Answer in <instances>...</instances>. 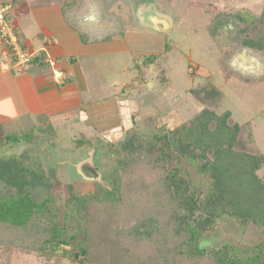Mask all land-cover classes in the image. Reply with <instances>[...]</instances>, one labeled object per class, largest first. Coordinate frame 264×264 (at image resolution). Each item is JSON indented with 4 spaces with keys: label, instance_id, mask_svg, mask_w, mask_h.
<instances>
[{
    "label": "rangeland",
    "instance_id": "obj_1",
    "mask_svg": "<svg viewBox=\"0 0 264 264\" xmlns=\"http://www.w3.org/2000/svg\"><path fill=\"white\" fill-rule=\"evenodd\" d=\"M0 3L11 4L8 20L16 26L17 38L23 40L30 57L43 60L44 55L52 67L53 73L44 75L55 83L57 69L65 76L73 74L78 84L73 95L82 99L80 103L52 101L51 115L25 112L5 121L2 128L9 133L21 124L39 126L37 116H48L53 133L36 128L37 143L12 150L42 160L60 204L69 196V185L81 192L93 190L96 181L108 186L102 174L115 160L109 154L110 144H120L128 131L151 136L165 129L180 131L204 108L218 114L230 111L229 123L242 126L237 148L264 157V50L245 45V21L240 18L259 16L264 0ZM155 15L164 19L163 28L156 27L160 19ZM6 45L0 32V70L9 72L12 55ZM152 54L153 62L147 65ZM27 74L35 76V72ZM114 98L120 99L122 109L108 110L113 118L90 117L88 103ZM17 120L19 125L14 123ZM85 142H92L91 147H84ZM83 163L97 168L100 178L84 176L78 169ZM258 172L264 178V163ZM220 242L219 235L206 233L199 247L212 248ZM72 262L69 258L61 263L46 261L36 252L17 249L10 259V264Z\"/></svg>",
    "mask_w": 264,
    "mask_h": 264
},
{
    "label": "trees",
    "instance_id": "obj_2",
    "mask_svg": "<svg viewBox=\"0 0 264 264\" xmlns=\"http://www.w3.org/2000/svg\"><path fill=\"white\" fill-rule=\"evenodd\" d=\"M240 18L245 45L264 50V10ZM42 57H30L24 71L53 73ZM230 117L204 108L180 131H128L110 144L108 186L69 185L62 204L42 160L12 150L37 143V129L53 133L48 116L9 133L0 123V264L16 249L72 264H264V157L237 148L242 126ZM206 233L221 242L199 247Z\"/></svg>",
    "mask_w": 264,
    "mask_h": 264
},
{
    "label": "crops",
    "instance_id": "obj_3",
    "mask_svg": "<svg viewBox=\"0 0 264 264\" xmlns=\"http://www.w3.org/2000/svg\"><path fill=\"white\" fill-rule=\"evenodd\" d=\"M67 74L62 86L59 85L61 83L56 80L54 83L45 75L33 76L17 71L15 68L9 72L0 70V123L11 120L12 117L18 119L25 112L45 111L51 115L48 106L52 105V101L54 103H72L73 101L80 103L82 99L73 95L74 89L78 90L75 77L73 74ZM67 93H72V95ZM119 100V98H114L105 99L100 103H88L90 117L94 120L99 119V121L113 118L108 110L118 106L122 109ZM124 120L126 121L127 118Z\"/></svg>",
    "mask_w": 264,
    "mask_h": 264
},
{
    "label": "built area",
    "instance_id": "obj_4",
    "mask_svg": "<svg viewBox=\"0 0 264 264\" xmlns=\"http://www.w3.org/2000/svg\"><path fill=\"white\" fill-rule=\"evenodd\" d=\"M11 8V4L0 3V32L4 41L11 45L13 52H11V68L23 69L24 64L28 63L31 54L22 47L20 44L17 35L13 29V26L9 23L5 12ZM22 65V66H21ZM55 80L57 82H63L65 79V73L59 72L57 69H54Z\"/></svg>",
    "mask_w": 264,
    "mask_h": 264
},
{
    "label": "water",
    "instance_id": "obj_5",
    "mask_svg": "<svg viewBox=\"0 0 264 264\" xmlns=\"http://www.w3.org/2000/svg\"><path fill=\"white\" fill-rule=\"evenodd\" d=\"M155 17H157L159 20V22H156L155 25L156 27L158 28H163V25L164 23H162L164 21L163 18H160L159 15H155ZM78 169L80 170V172L86 176V177H89V178H94V179H98L100 178V175L97 171V168L93 167L92 165L90 164H86V163H83L81 165H79ZM101 180V179H100Z\"/></svg>",
    "mask_w": 264,
    "mask_h": 264
}]
</instances>
